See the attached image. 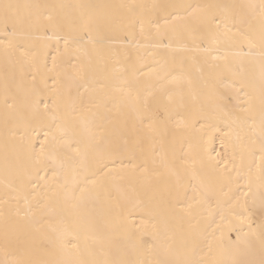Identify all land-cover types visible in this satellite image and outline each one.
<instances>
[{
    "label": "snow or ice",
    "instance_id": "obj_1",
    "mask_svg": "<svg viewBox=\"0 0 264 264\" xmlns=\"http://www.w3.org/2000/svg\"><path fill=\"white\" fill-rule=\"evenodd\" d=\"M41 7L0 0L5 92L9 73L60 85L55 110L39 100L40 118L28 111L45 88L19 108L5 100L24 129L17 139L6 128L0 264H264V0ZM213 132L216 157L204 148ZM69 210L83 245L80 233L38 235ZM122 230L129 247L114 243ZM225 232L229 260L211 256Z\"/></svg>",
    "mask_w": 264,
    "mask_h": 264
},
{
    "label": "bare ground",
    "instance_id": "obj_2",
    "mask_svg": "<svg viewBox=\"0 0 264 264\" xmlns=\"http://www.w3.org/2000/svg\"><path fill=\"white\" fill-rule=\"evenodd\" d=\"M13 2L18 3H27L33 5L42 6L38 11H50L54 16H64V15H77L80 12V9L77 7L81 4L88 5H122V4H162V5H171V4H204V3H214V4H238V3H247V2H258V0H13ZM48 6V7H44ZM63 6V7H62ZM172 11V9H169ZM43 19V18H42ZM131 43V41H129ZM53 55L55 52L53 51ZM74 62V61H73ZM51 66V60H49V67ZM10 85L9 91L5 92V69L3 67L2 61H0V213L5 210V204L3 202L5 186V168H4V146H5V136L6 128L10 133H14L15 137L18 139L19 136L23 133L24 123H23V113L16 111L14 108L8 107L5 103L7 99L8 104H12L13 100L16 101L17 108L20 107L21 101L27 93L33 89L45 88L46 92L43 96L34 97L35 104L28 111V118L35 116L40 118L41 114H47L48 109L44 108L43 104H39V100L43 99L44 103L48 105L49 109L55 110L56 103H58L57 90L60 88V85L53 83L51 80L44 84L43 81L37 80L32 81L31 77L24 78L19 72L15 73L14 80L12 79V74L9 73ZM229 87L228 82L221 85V89L227 91ZM259 94L257 92L256 104H259ZM225 131L227 129L225 128ZM223 138L222 133H210L205 137L204 148L207 152L216 157L217 153H222L223 148L221 146V139ZM258 148V140H257ZM125 166H127V161H125ZM260 167L261 161L259 154L254 158V163L252 167V176L251 179L255 186L259 185V176H260ZM127 199L124 203L126 209L132 214L128 220V227L131 228L132 225L139 226L142 224L141 214L139 211L140 208V199L133 194L132 192L126 193ZM91 208V206H89ZM97 213L101 210L96 209ZM2 219V218H0ZM144 224H147V221H143ZM51 225L55 231L48 229V225ZM20 228L24 230L33 229L28 218L20 220ZM80 233V245L85 243L84 232L81 229L80 225L75 221L71 211H65L63 216L52 215L49 221L45 222L44 229H42L39 236H50L53 239H56L58 244L66 243L67 241L76 242V234ZM231 236V239H235L234 233L225 232L223 238L217 234V247L214 248L212 257L221 258L224 260H229L232 258V249L228 242V237ZM0 239H2V233H0ZM114 243L121 247H129L130 242L127 239L126 232L122 230L120 233L116 234L114 237ZM67 251L75 252V249L72 245H68Z\"/></svg>",
    "mask_w": 264,
    "mask_h": 264
}]
</instances>
